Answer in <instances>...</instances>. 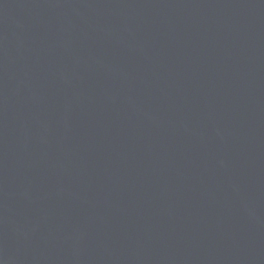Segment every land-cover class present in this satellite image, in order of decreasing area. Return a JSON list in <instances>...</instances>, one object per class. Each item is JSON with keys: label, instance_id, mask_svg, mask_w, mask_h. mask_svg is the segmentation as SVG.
I'll use <instances>...</instances> for the list:
<instances>
[{"label": "water", "instance_id": "1", "mask_svg": "<svg viewBox=\"0 0 264 264\" xmlns=\"http://www.w3.org/2000/svg\"><path fill=\"white\" fill-rule=\"evenodd\" d=\"M0 264H264V0H0Z\"/></svg>", "mask_w": 264, "mask_h": 264}]
</instances>
